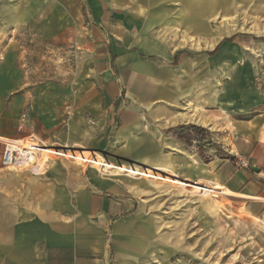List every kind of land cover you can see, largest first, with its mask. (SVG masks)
Segmentation results:
<instances>
[{
  "label": "rangeland",
  "instance_id": "obj_1",
  "mask_svg": "<svg viewBox=\"0 0 264 264\" xmlns=\"http://www.w3.org/2000/svg\"><path fill=\"white\" fill-rule=\"evenodd\" d=\"M182 60L215 127L157 136L143 118L120 136L123 113L149 104L132 91L143 69ZM12 142L58 155L5 167ZM156 143L176 176L137 164ZM107 179L138 206L112 264H264V0H0V208L38 181L51 195Z\"/></svg>",
  "mask_w": 264,
  "mask_h": 264
},
{
  "label": "crops",
  "instance_id": "obj_2",
  "mask_svg": "<svg viewBox=\"0 0 264 264\" xmlns=\"http://www.w3.org/2000/svg\"><path fill=\"white\" fill-rule=\"evenodd\" d=\"M186 63L182 60L177 69L158 65L143 69L142 75L132 86V91L140 101H149V104L145 105L143 116L137 112L123 113L120 136L126 133L130 125L143 122V118H152L158 122L157 128L153 130L157 136L162 129L170 126L195 123L177 120L176 116L182 110L170 102H164V97L155 95L148 98L153 88H157L158 92L162 86H165V94H171V101L175 103H180L175 99V94L188 92L185 95L188 96L190 91L194 94L201 92L192 83L184 81L188 74L183 68ZM204 95L203 99H206V94ZM200 102L198 99V108ZM175 150L179 152L181 149L177 146ZM135 154L148 155L147 164L164 165L168 168L167 172L176 176L174 171H177V156L175 153H172L173 156L167 155L158 143L136 150ZM183 155L181 159L188 162L189 154L183 151ZM125 182L126 180L107 179L92 181L91 186L82 182V186L76 187L70 182V185L61 186L60 191L51 195H41V181L29 185L32 188L29 195H23L21 201L11 202L0 208V264H112L114 241L111 236L117 240L119 233L125 231L134 220L132 215L127 218L125 212L138 210L134 197L127 194L130 188ZM35 188L37 191L33 190ZM62 195L68 201L64 206L59 201V198L62 200Z\"/></svg>",
  "mask_w": 264,
  "mask_h": 264
},
{
  "label": "bare ground",
  "instance_id": "obj_3",
  "mask_svg": "<svg viewBox=\"0 0 264 264\" xmlns=\"http://www.w3.org/2000/svg\"><path fill=\"white\" fill-rule=\"evenodd\" d=\"M164 87L165 86H162L161 88H159L158 92H157V88H153L151 90V92L149 93L150 95L148 96V98H152V96H155V95L156 96L160 95V96L164 97V102L165 101L166 102H170V104H172L173 106L176 105L177 108L182 110V112H180V114H178L176 116L177 120H190V121H193V122L201 124V125H208L209 127L212 126V123L209 122L207 119H205L203 114H201L199 112V108H198V104H197L198 103V99H199V101H201L200 99H202L203 96H205L204 93L196 92L194 94V93H192L190 91L189 93H191V94H189L188 96H185V95L188 94V92L187 93L184 92V93H181V94H175V99L179 100V102H180V103H175V102L171 101L172 100L171 94L169 96L165 94V90L166 89ZM200 93H202V94H200ZM43 147H46V146H43L41 144H36L34 142L27 143V144H24V145H20V144H18L16 142H12V143L7 145V149L10 152L13 151V150H17V151H19L21 156H25L26 158L29 159L28 162H30V163H28L27 165H25L24 162H20L21 166H23V165L29 166L32 162L36 161V159H37L36 154L37 155L41 154V156L43 154H54V153H50V152L44 151ZM24 148H26V149H24ZM55 151H58V150L55 149ZM54 155H58V154H54ZM95 164H97V163L95 162ZM137 164L139 166H141L142 170H144V171H148V170H151V169H153V170H161V171H168V168L166 166H164V165L152 166V165H149L147 163H137ZM36 166L38 168L40 167L39 161L36 164ZM16 167H19V166H16ZM16 167H13V169H17ZM118 171L121 172V170H118ZM134 171H138V169L134 168ZM134 171L128 172V174H132V175H137L138 176V173H136ZM208 189L207 190H203V192L204 191H208Z\"/></svg>",
  "mask_w": 264,
  "mask_h": 264
},
{
  "label": "built area",
  "instance_id": "obj_4",
  "mask_svg": "<svg viewBox=\"0 0 264 264\" xmlns=\"http://www.w3.org/2000/svg\"><path fill=\"white\" fill-rule=\"evenodd\" d=\"M10 144V143H7L5 145V149H4V152H3V155H2V164L5 166V167H16V166H20V162H24L25 165H27L28 163V158H26L25 156H21V154L19 153V151L17 150H13V151H9L7 149V145ZM37 144V143H36ZM37 146V145H36ZM26 149V148H24ZM35 154V153H34ZM33 163V162H32ZM31 163V164H32ZM30 164V165H31ZM24 165V166H25ZM29 165V166H30ZM27 167V166H26Z\"/></svg>",
  "mask_w": 264,
  "mask_h": 264
},
{
  "label": "trees",
  "instance_id": "obj_5",
  "mask_svg": "<svg viewBox=\"0 0 264 264\" xmlns=\"http://www.w3.org/2000/svg\"><path fill=\"white\" fill-rule=\"evenodd\" d=\"M215 49H216V48H215ZM215 49H214V50H215ZM189 126H192V125H189ZM184 136H187V135H183V136H181L182 138H184V139H185V141H187V140H190V139H189V136H188L187 138H186V137H184ZM202 138L204 139V138H206V136H205V137H202Z\"/></svg>",
  "mask_w": 264,
  "mask_h": 264
}]
</instances>
